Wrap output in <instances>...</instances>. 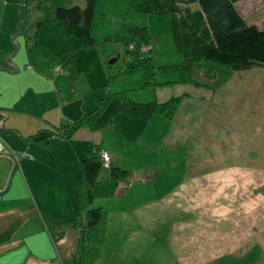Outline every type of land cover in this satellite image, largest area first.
<instances>
[{
    "label": "rangeland",
    "instance_id": "374dc122",
    "mask_svg": "<svg viewBox=\"0 0 264 264\" xmlns=\"http://www.w3.org/2000/svg\"><path fill=\"white\" fill-rule=\"evenodd\" d=\"M243 1L237 8L246 23L264 30V0ZM129 3L130 0H97L91 27L96 44L75 53H89L78 60L82 76L85 74L82 81L86 85L91 75L90 83L95 86L102 78L104 83L111 79L105 89L112 93L123 92L138 104L164 103L172 97H184V103L173 121L159 116L143 122L137 120L139 122L133 125L135 133L131 129L128 143L122 142L120 147L119 156L128 168L121 169L128 173V178L121 182L126 186L123 188L132 184L138 169L144 165L143 171L153 168L154 181L145 186L134 185L127 198H117L115 191L111 195L103 188L93 194V207L101 208L105 219L100 264H117L125 255L140 258L144 264H174L180 258L181 244H175L177 233L172 228L174 223L184 220L183 207L189 211L199 209L201 217L207 221L210 211L221 208L217 199L230 196L232 189L234 215L248 208V202L240 200L241 194L242 199L252 193L264 198V68L231 70L212 63H195L190 69L186 68L175 48L170 18L133 12ZM72 6L83 7L84 0H0V43L10 42L8 44L14 47L11 39L7 42V36L17 32L18 22L23 18L27 29L42 31L38 32L44 38L38 51L49 55L60 52V44L53 45L57 24L54 11ZM193 8L196 9L197 4ZM133 28L147 30L152 52L144 57L150 59L147 68L130 73L126 70L133 65V58L128 55L129 47L120 42L119 35ZM61 41L67 48L66 55L74 39L69 37ZM46 45L48 47H44ZM114 59L116 61L110 63ZM96 71L101 74L99 81L93 76ZM187 76L198 85L180 83ZM122 136H116V146ZM110 164L109 157L107 169ZM103 174L97 186L111 181L104 179ZM143 175L136 177L144 178L146 175ZM182 182L188 187L181 198L184 201L175 194L180 192ZM256 209L249 208V213L256 214ZM132 211L146 212L149 227L131 230L120 227V222L126 223L128 219L123 213L132 215ZM252 219H249L250 233L254 226ZM257 219L256 225L264 229L263 219ZM141 221L140 217L135 219L138 224ZM223 225L219 229H224ZM241 229L245 230V226ZM189 236L192 234L186 237ZM238 238L234 236V240ZM198 253L208 257L209 251H196L193 246L185 250V256L190 258ZM263 254L254 249L243 259L226 257L218 264H264Z\"/></svg>",
    "mask_w": 264,
    "mask_h": 264
},
{
    "label": "crops",
    "instance_id": "0c3cea01",
    "mask_svg": "<svg viewBox=\"0 0 264 264\" xmlns=\"http://www.w3.org/2000/svg\"><path fill=\"white\" fill-rule=\"evenodd\" d=\"M1 27L2 23L0 31ZM37 32L38 29L30 31L26 28L28 35L23 34L18 27L17 32L7 36V42L11 39L14 47L8 44L10 42L0 43V139L5 146L0 155V235L11 232L9 240L0 245V264H76L73 258L77 250V230L68 227L63 236L54 241L41 212L72 222L77 213L76 191L81 177V160L89 158L93 147L99 145L110 157L111 166L128 169L124 159L119 156L120 147L122 142L128 143L131 129L134 131L135 122L139 121L118 114L111 127L104 131L92 132L82 128L67 140L56 136L63 133L66 125L78 121L95 109L102 96L104 78L101 80V74L96 71L94 79L101 82L92 85V76L88 75L85 85V81H82L85 74L82 76L78 60L81 55L89 53L83 51L74 55V68L60 66L67 48L61 41L57 24L53 45L59 43L60 52L53 55L37 50L43 45L44 39L40 34L36 36ZM31 34L34 38L32 42L29 40ZM73 44L71 42V46ZM88 62L91 61L88 59ZM122 134L124 141L119 140L116 146V136L120 138ZM144 167L138 169L135 175L142 176L141 173L146 172V176L137 178L134 175L136 178L128 188L111 180L102 183L101 187L96 185L93 194L103 188L108 189L111 195L115 191L114 196L117 198H127L134 185L145 186L154 181L155 173L151 172L153 168L143 171ZM103 178L109 180V175L105 173ZM248 180L246 178L245 182ZM198 181L195 180L194 184ZM187 188L185 182H182L180 192L175 193L181 201H184L181 198ZM253 194L244 199L241 194L240 200L247 201L248 208L234 215L232 189L230 196L217 199L221 208L210 211L207 221L201 217L199 209L189 211L183 207L184 220L174 223L172 228L177 233L175 244H181L180 258L174 264H218L226 257L243 259L254 249L264 253V229L256 225L257 218L264 221V198L260 194ZM165 197L173 200L172 196ZM249 208H257L256 214L252 211L250 214ZM137 212L132 211V215L123 213L128 219L124 221L126 223L120 222L119 226L130 230L136 227L148 228L146 218L149 215ZM137 217L143 222H135ZM251 218V224L254 225L251 226L252 233L248 230ZM222 224L224 229H219ZM243 226L245 230L242 231ZM71 229L73 231L69 235ZM238 229H241L239 235L236 234ZM188 234L192 236L186 237ZM234 236L239 238L234 240ZM189 246H193L196 251L207 249L208 257L200 253L192 258L185 256ZM101 256L102 252L94 264H100ZM117 264L144 262L140 258L125 255L119 258Z\"/></svg>",
    "mask_w": 264,
    "mask_h": 264
},
{
    "label": "trees",
    "instance_id": "16d2710c",
    "mask_svg": "<svg viewBox=\"0 0 264 264\" xmlns=\"http://www.w3.org/2000/svg\"><path fill=\"white\" fill-rule=\"evenodd\" d=\"M240 1L130 0L129 9L140 14L170 18L175 48L184 59L186 68L190 69L195 63H212L231 70L264 68V30L246 23L237 8ZM96 2L97 0H84L83 7L55 9L54 17L61 38L74 39V45L61 59L62 68L67 66L74 68L72 66L74 54L82 48H90L96 44L91 35ZM196 4L195 9L193 7ZM22 19L19 20L18 27L25 34L26 23ZM38 35L39 33L36 34ZM119 40L129 47L128 55L133 58L134 63L127 68V72L133 73L150 65V59H144L152 52L150 38L145 28L124 30L119 35ZM142 48L149 50L142 51ZM109 82L103 84L102 96L95 109L78 121L66 125L63 133L56 136L67 140L82 128L92 132L104 131L111 127L118 114L141 121H148L153 116L173 121L184 103V97H172L164 103H134L123 92L112 93L105 89ZM180 83L198 85L188 76L182 78ZM93 148L92 155L80 162L81 177L77 184L75 219L70 222L41 212L44 224L54 241L60 239L68 227L77 230V250L73 258L76 264H94L101 253L104 241V213L101 208L93 207V190L101 175L106 172L109 179L119 183L128 178V173L118 167L109 165L108 169L105 168L99 156L102 149L99 145ZM10 235V231L1 234L0 245L7 242Z\"/></svg>",
    "mask_w": 264,
    "mask_h": 264
},
{
    "label": "built area",
    "instance_id": "2783aa9c",
    "mask_svg": "<svg viewBox=\"0 0 264 264\" xmlns=\"http://www.w3.org/2000/svg\"><path fill=\"white\" fill-rule=\"evenodd\" d=\"M132 48V47H130ZM149 50L148 48H142V51H147ZM5 150V146L2 142V140L0 139V155L2 154V152ZM99 156H100V159H101V162H102V165L107 168L108 167V163H109V156L108 154L105 152V151H100L99 152Z\"/></svg>",
    "mask_w": 264,
    "mask_h": 264
},
{
    "label": "water",
    "instance_id": "95a60500",
    "mask_svg": "<svg viewBox=\"0 0 264 264\" xmlns=\"http://www.w3.org/2000/svg\"><path fill=\"white\" fill-rule=\"evenodd\" d=\"M116 61V59L112 60L110 63H114Z\"/></svg>",
    "mask_w": 264,
    "mask_h": 264
}]
</instances>
